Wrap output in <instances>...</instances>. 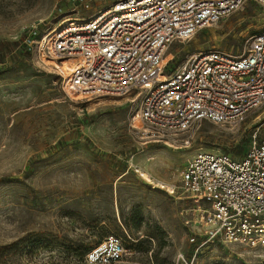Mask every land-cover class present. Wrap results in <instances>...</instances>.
<instances>
[{
    "label": "rangeland",
    "instance_id": "1",
    "mask_svg": "<svg viewBox=\"0 0 264 264\" xmlns=\"http://www.w3.org/2000/svg\"><path fill=\"white\" fill-rule=\"evenodd\" d=\"M111 1L0 0V264H87L86 253L108 236L124 247L110 264H264V246L209 236L194 222L204 206L179 189L192 156L220 151L240 159L254 133L263 138L264 102L230 124L148 130L133 121L130 97L69 90L62 65L45 52L40 40L58 24ZM263 30L264 5L246 0L172 41L166 69L211 48L239 55Z\"/></svg>",
    "mask_w": 264,
    "mask_h": 264
},
{
    "label": "built area",
    "instance_id": "2",
    "mask_svg": "<svg viewBox=\"0 0 264 264\" xmlns=\"http://www.w3.org/2000/svg\"><path fill=\"white\" fill-rule=\"evenodd\" d=\"M90 1L73 0L77 7ZM245 1L112 0L86 17L67 18L40 41L57 66L70 67L66 75L58 69L69 90L84 98L130 97L137 104L133 121L148 130L178 133L200 121L230 124L264 102V30L249 36L239 55L198 51L171 71L163 53L172 41L189 39ZM179 181V189L204 206L195 210L194 222L207 227L209 236L264 246V136L254 133L240 159L220 151L197 153L183 164ZM123 254L121 241L108 236L85 261L110 264Z\"/></svg>",
    "mask_w": 264,
    "mask_h": 264
},
{
    "label": "bare ground",
    "instance_id": "3",
    "mask_svg": "<svg viewBox=\"0 0 264 264\" xmlns=\"http://www.w3.org/2000/svg\"><path fill=\"white\" fill-rule=\"evenodd\" d=\"M61 71H62V74H64V75L68 74V71H70V67L68 66V64L66 62H63ZM146 179H149V177L146 176ZM149 181H151V180L149 179ZM169 189H171V188H169Z\"/></svg>",
    "mask_w": 264,
    "mask_h": 264
}]
</instances>
